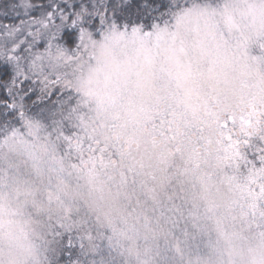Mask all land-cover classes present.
<instances>
[{"label":"snow or ice","instance_id":"1","mask_svg":"<svg viewBox=\"0 0 264 264\" xmlns=\"http://www.w3.org/2000/svg\"><path fill=\"white\" fill-rule=\"evenodd\" d=\"M0 264H264V0H0Z\"/></svg>","mask_w":264,"mask_h":264}]
</instances>
